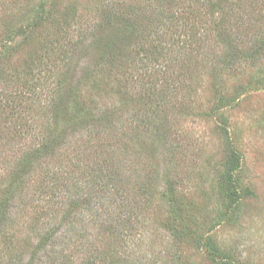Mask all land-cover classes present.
Instances as JSON below:
<instances>
[{"label":"rangeland","instance_id":"obj_1","mask_svg":"<svg viewBox=\"0 0 264 264\" xmlns=\"http://www.w3.org/2000/svg\"><path fill=\"white\" fill-rule=\"evenodd\" d=\"M107 41L125 47L113 71ZM81 108H118L115 126L73 131ZM56 131L63 147L23 169L28 135ZM107 160L117 178L94 180ZM1 203L0 264H264V0H0Z\"/></svg>","mask_w":264,"mask_h":264},{"label":"trees","instance_id":"obj_2","mask_svg":"<svg viewBox=\"0 0 264 264\" xmlns=\"http://www.w3.org/2000/svg\"><path fill=\"white\" fill-rule=\"evenodd\" d=\"M109 15L110 16H108V19L105 22L107 25H111L114 28L121 29V31H120L121 33H126V30H130V36L135 38V39L137 38V36H139L137 34V29L142 27V26L139 25L140 22L137 23L136 21L133 20V17H134L133 13L129 14L127 12H116V11H114V12H111ZM160 16L161 15L159 14V17ZM160 20H161V18L158 19L159 22H160ZM131 21H134V22H131ZM42 23L43 22H42L41 18H34V20L31 21V23L28 26H26V28L24 30H22L23 32H19V33L21 35H23L24 31H26L25 33H29L31 31L37 32L41 28ZM107 25L103 24V26H107ZM171 28L169 27V30H171ZM144 31L145 30H142V33H144ZM142 36L145 37V35H142ZM142 36H140V37H142ZM102 47H103V51L100 52V54L98 55L99 58L97 61V66L102 67V68L105 66H110V68H111L110 71L115 70L117 66L114 67V65L118 64L117 59H116V55H117V53H124L125 52L124 45H122L121 47H118L116 42L107 41V42L103 43ZM158 57L160 58L161 56H158ZM159 58H156L155 61H158ZM145 60H146V58H143L142 62H144ZM156 90H157L156 87L154 88L153 86H151L150 88L144 89L143 92L140 93L141 94V101L148 103V104H151L153 101V97L156 96V93H155ZM33 91H34L33 92L34 94L38 93V96L42 97V95H43V89L42 88L40 90L39 86L36 85L34 87ZM158 104L160 105V103H158ZM159 105H157V107H160ZM73 110H74L73 112L68 111L66 113L67 117L64 116V118H63L64 122L63 123L66 126H73L72 128H73V131H75V132L77 130H80V129L86 130L88 132L89 136L93 137L92 139L98 138V132H97L98 126L101 128L103 126H105L107 128H113L115 126V120L118 118V117H115V114L117 112V111L115 112V110H118V108H111V109H108L104 112H103V110H101L99 113L97 111V116L93 115L91 113V111L88 112L87 115L84 114L88 110H85L82 108L81 109H73ZM76 118H79L80 120L76 119ZM18 122L20 125L16 126V127L18 129L20 128V131L22 130L21 132H23V130L25 128V122L22 121V119H19ZM58 123H59V121H58ZM102 131H103L102 129H101V131H99L100 136H102ZM54 133L51 132V134L48 136V138L40 136V134L37 136V132L35 133L36 136L34 134L28 135L29 138L34 140V144L32 145L30 152L28 153L29 158L26 160V162L21 163V166L23 169L26 170L30 166H31V168H33V166L35 165V162L38 159L42 160V158L45 155L54 153L55 151H57L58 149L63 147L62 145H63L65 140L62 139L63 137L61 136L60 132L58 133L56 131ZM6 136H8V135H6ZM15 137L17 138L16 135H15ZM160 137H163V136H160ZM100 139H101V141H103L102 137ZM233 163L236 164L237 160H233V162L231 164H233ZM114 164L115 163H113L112 160L111 161L107 160V162L104 163V166L107 165V172L106 173H108V175L107 176L104 175L105 171L102 170L99 172L100 173L99 176L96 175L97 178H94V180L98 179V178H100L101 180H104V178H106L109 181H114L117 178V177H115V175L119 174V172L117 171L116 166H114ZM235 164H233V165H235ZM102 172H104V174ZM227 172H228V174L231 175L232 171L230 172L229 170H227ZM228 174H226V176ZM52 178H55V177L53 176ZM58 179L60 180V178H57V180H55L56 184L57 183L59 184V182H60V181H58ZM68 179H69V177H68ZM172 188L174 189V185H171L170 193H171V198H175L172 200L175 201L174 203H176L177 199L175 197V193H174V190ZM101 190L103 192H106L107 188L103 186L96 191V193H98L99 197H100ZM177 203L174 205V209L176 210L175 214L177 212H181V207H180L179 203L178 204ZM7 209H8L7 204H4V203L0 204V225L6 222ZM130 216L131 215L123 212V213H121V216L118 218L127 220ZM181 232L182 231H180V230H175L173 232L172 236L175 238L174 246L175 245L177 246L178 241H180L182 239L183 236H181V234H182ZM49 239H50V237L49 238L47 237L43 241L47 242ZM208 246L210 248V251L213 254H215L217 256H221V250L216 245H214V243L210 242V244ZM41 248L42 247L40 246V249ZM221 257H222L223 261L226 262L225 264H236L235 261L233 260V256L231 255V253L225 254L224 252H222ZM176 260H177V262H180L181 257H177ZM98 263H99V261H98ZM103 263H106L105 259H103Z\"/></svg>","mask_w":264,"mask_h":264}]
</instances>
